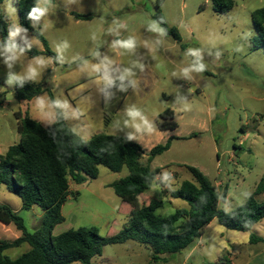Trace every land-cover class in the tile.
Here are the masks:
<instances>
[{
  "label": "rangeland",
  "instance_id": "obj_1",
  "mask_svg": "<svg viewBox=\"0 0 264 264\" xmlns=\"http://www.w3.org/2000/svg\"><path fill=\"white\" fill-rule=\"evenodd\" d=\"M233 1L229 12L219 14L213 0H40L38 6L48 11L31 25L46 39L58 61L46 53L32 57L23 52L9 68L0 54V157L20 141L18 114L44 126L54 121L55 108L51 109L52 118L35 110L37 97L49 104L66 101L68 107L61 110L84 142L97 133L131 135V140L152 149L165 143L169 133L158 129L161 112L173 110L178 124L173 132L177 139L170 149L150 163L152 170L160 169L163 178L168 174L167 179L159 177L164 186L154 182L140 196L124 200L108 184L127 176L128 169L113 172L100 165L96 179L83 184L70 181L71 191L77 195H70L63 205L65 220L52 230L53 235L90 226H97L102 236L115 235L128 222L132 209L152 199L163 201L157 210L162 216L188 207L187 202L170 199L163 192V188L175 190L183 181L194 180L188 166L198 168L210 181H220L227 189L229 200L220 203L222 209H234L252 195L264 178V44L256 41L261 37L252 14L264 7V0ZM1 9L10 26H20L17 0H5ZM158 14L165 25L156 18ZM152 25L163 31L153 30ZM129 37L136 41L134 49L113 47L114 41ZM14 42L45 50V45L28 31H22ZM190 49L199 50L203 71L195 70L197 58ZM36 58H42L45 64L38 67L35 79L24 82L43 91L30 101L18 100L16 81L6 83L8 75H25ZM105 58L111 61L109 72L114 80L130 69L133 75L129 79L135 80V87L126 79L124 89L118 86L104 94L102 72H91V65L106 62ZM185 68L192 70L185 75ZM132 108L147 117L153 127L151 133L138 132L132 126L127 115ZM0 197L8 202L13 198L9 203L14 207L22 204L6 185L0 186ZM19 215L34 231L42 225L44 211L35 206L22 209ZM211 228L190 264H198L204 257L215 263L219 258L215 260L213 251L223 246V240H231L225 226L216 222ZM220 229L225 233L223 238ZM3 235L11 238L10 234ZM226 248L230 250V246ZM16 252L19 249L11 254ZM170 255L169 264H183V256ZM152 257L149 246L131 240L104 246L102 255L94 260H100V264H107L106 259L110 264H162L152 262ZM224 257L228 255L220 258Z\"/></svg>",
  "mask_w": 264,
  "mask_h": 264
},
{
  "label": "trees",
  "instance_id": "obj_2",
  "mask_svg": "<svg viewBox=\"0 0 264 264\" xmlns=\"http://www.w3.org/2000/svg\"><path fill=\"white\" fill-rule=\"evenodd\" d=\"M5 0H0V46L9 41L8 16L1 9ZM214 9L219 14H226L234 6L233 0H213ZM40 0H17L20 26L30 32L45 45L44 51L26 48L16 43L24 53L35 57L40 53L57 56L47 46L46 39L32 25L29 13L37 7ZM156 18L165 25L159 14ZM253 24L264 44V7L252 14ZM170 31V30H168ZM176 38L177 35L175 36ZM114 86L103 93L119 86ZM42 88L34 84L16 82L15 92L18 100L30 101L42 93ZM55 120L44 126L29 117L18 114V132L20 141L8 148L0 157V186L6 185L17 195L25 210L39 206L44 211L42 225L30 232L24 219L8 205L0 204V222L14 224L21 232L15 240H0V264H95L94 257L101 256L106 245L122 244L137 241L149 246L153 252L152 261L157 263L163 255L176 254L187 248L200 238L205 227L217 219L227 229L241 232L250 231L255 224L264 218V201H258L251 195L244 203L230 211L220 208L226 193H220L210 179L198 168L188 166L193 181H183L175 190L163 188L173 199L187 202L188 207L178 208L174 213L162 216L157 210L163 201L152 199L142 207L132 209L127 224L115 235L102 236L97 226L79 227L58 235L52 230L63 223L65 218L62 207L70 195L76 192L70 189V181L83 184L96 179L99 166L102 165L113 172H121L127 168V176L111 183L115 194L124 199L140 196L159 182L160 169L152 170L150 163L157 156L171 147L177 137L169 138L165 143L154 146L146 151L140 144L120 135L97 133L87 141H83L68 125L64 112L55 108ZM158 129L175 130L178 127L175 113L165 109L158 115ZM147 161L144 162V157ZM263 240L255 235L251 241ZM28 243L31 249L12 260L4 251ZM229 260L219 258L213 264H228ZM210 264V263H209Z\"/></svg>",
  "mask_w": 264,
  "mask_h": 264
},
{
  "label": "crops",
  "instance_id": "obj_3",
  "mask_svg": "<svg viewBox=\"0 0 264 264\" xmlns=\"http://www.w3.org/2000/svg\"><path fill=\"white\" fill-rule=\"evenodd\" d=\"M52 123H53V121H52ZM46 126H48V125H46ZM175 130H165V131L160 130V131L169 132L168 135L165 138V139L168 140L169 138L177 137L173 133ZM142 148H144V147L142 146ZM145 150L146 151H150L151 149H145ZM159 177L161 179H164L161 174L159 175ZM219 182L220 181H217L216 183L213 182V183L217 184ZM109 184H111V183H109ZM70 189H71V187H70ZM218 190L220 191V193H224V192L226 193L225 200L222 201V202L227 204V202L229 200V195H228L227 189L224 190L223 189V184L221 183V185L219 186ZM252 195H254V197L258 201H260V202L264 201V178L263 177L260 178L259 183L256 184ZM170 199H172V198L170 197ZM12 200H13V198L9 199V202H11ZM9 202L6 201L4 198L0 197V204H3V205L8 204L9 207H11L12 210L14 212H16L17 214H19V212L22 209H24L23 208V204L18 205L17 207H14ZM34 207L35 206H33L31 209H33ZM224 210H226V209H224ZM230 210H232V209H229V210H226V211H230ZM41 216H42V214H41ZM216 222L219 223L217 219H214L212 222H210L205 227V232L203 233V235L200 238H198L196 241H194L187 248L183 249L181 252L176 253V255L183 256V258H182L183 264H190L189 261L193 257V255L195 253H198L199 250H201V247L203 245L202 241H203L204 237L207 234L206 232L208 230L212 229L211 227H213ZM228 230H230V229H228ZM29 231L33 232L32 230H29ZM252 231L255 234H252L251 233ZM219 232H220L221 238H223L225 233L222 232V229H220ZM3 234H10L11 238L8 239ZM252 235H255V236L259 237V238H263V240L252 242L251 241V236ZM20 236H21V232L16 228V226L14 224H8L7 225V224H4V223L0 222V240H15V239L19 238ZM228 236H232L231 240L229 238L225 239V243H226L225 246H224L225 243H224V240H223V246L218 248L216 251L215 250L213 251V254L216 256L215 260H217V258H220L222 256L228 255V257H227V259L229 260L228 264H264V218L261 221H259L257 224H255L250 231L241 232V231L230 230V231H228ZM227 245L230 246V250H232V252L229 250V248H226ZM14 249H19V252L11 254L12 250H14ZM30 249H31V246L28 243H23L21 246L13 247V248H9V249L5 250L4 254L6 256H8L10 259L15 260V259L19 258L21 255H23L24 253L28 252ZM171 257H172L171 255H163L162 258H164V260H160V262L162 264H169L170 260L172 259ZM209 260H210L209 257H204L198 262V264H209L211 262ZM93 262L95 264H100V260H96L95 261L93 259ZM160 262L158 261L157 263H160ZM77 263H79V262H75V263H72V264H77ZM106 263L110 264L111 263L110 259H106Z\"/></svg>",
  "mask_w": 264,
  "mask_h": 264
},
{
  "label": "clouds",
  "instance_id": "obj_4",
  "mask_svg": "<svg viewBox=\"0 0 264 264\" xmlns=\"http://www.w3.org/2000/svg\"><path fill=\"white\" fill-rule=\"evenodd\" d=\"M47 0H45V3ZM48 9L46 7H33L29 13V17L33 20H38L40 17L44 16L47 13ZM153 30H159L163 31L162 29H156L155 25L151 26ZM22 31H26L25 29L21 28L18 24H13L9 28V41L4 44L2 47V52L0 54L4 55L5 57V63L8 65L9 68L12 67V64L19 58L20 54H22L25 49L19 48L18 45L14 42V38L19 35ZM136 46V41L134 38L129 37L126 40H117L113 42L114 48H122L127 50H132ZM64 47H67V42H65ZM239 50V49H238ZM190 54L195 56L197 58V66L195 68L196 71H203L204 65L199 63L201 57L199 50H189ZM96 55H99L97 53ZM106 62H102L100 64L91 65V72L93 73H101L102 76L100 79L103 81L105 89L110 88L115 85L116 81L112 78L109 72V65L111 64V61H108L107 58H105ZM45 64V61L42 58H36L34 61V64H30L27 68V72L25 75H19V74H13L9 73L8 79L6 83L12 84L14 81L20 82L21 84L25 79H35L39 72L38 67L43 66ZM87 65V62H85ZM142 67V66H141ZM192 69L185 68L183 69V72L185 75H187ZM133 73L130 69H125L124 72L118 77V80L120 81V88L124 89L125 85L123 83L124 80L129 79ZM129 84L133 87H135V80L129 79ZM35 110H37L41 116L46 118H52L54 116V113L51 111V109H66L68 107L67 102H61L60 100H55L51 104L46 102V99L43 97H37L35 101ZM47 109V111H46ZM127 115L131 118L132 126L139 132V131H147L148 133H151L153 131V127L147 117L141 113V111L132 108L129 109L127 112ZM139 121V122H137ZM126 124L128 121L125 122ZM133 137L130 135L129 139H132ZM165 179L168 178V174L165 173L164 176Z\"/></svg>",
  "mask_w": 264,
  "mask_h": 264
},
{
  "label": "built area",
  "instance_id": "obj_5",
  "mask_svg": "<svg viewBox=\"0 0 264 264\" xmlns=\"http://www.w3.org/2000/svg\"><path fill=\"white\" fill-rule=\"evenodd\" d=\"M221 185V183L219 182V183H217V184H215V186L219 189V186Z\"/></svg>",
  "mask_w": 264,
  "mask_h": 264
}]
</instances>
